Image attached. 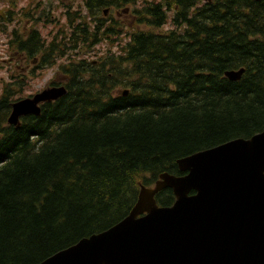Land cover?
<instances>
[{"label": "trees", "instance_id": "trees-1", "mask_svg": "<svg viewBox=\"0 0 264 264\" xmlns=\"http://www.w3.org/2000/svg\"><path fill=\"white\" fill-rule=\"evenodd\" d=\"M70 1L0 0L9 49L37 60L0 93V264L112 227L142 185L184 174L179 159L264 130V0ZM52 67L48 85L67 92L9 124L29 77Z\"/></svg>", "mask_w": 264, "mask_h": 264}, {"label": "water", "instance_id": "water-1", "mask_svg": "<svg viewBox=\"0 0 264 264\" xmlns=\"http://www.w3.org/2000/svg\"><path fill=\"white\" fill-rule=\"evenodd\" d=\"M244 72L225 75L238 80ZM66 92L58 86L17 100L9 123L39 115L42 103ZM178 165L185 174L164 172L154 186H141L123 220L39 264H264V130L185 156ZM166 188L176 196L171 206L156 200Z\"/></svg>", "mask_w": 264, "mask_h": 264}, {"label": "rangeland", "instance_id": "rangeland-1", "mask_svg": "<svg viewBox=\"0 0 264 264\" xmlns=\"http://www.w3.org/2000/svg\"><path fill=\"white\" fill-rule=\"evenodd\" d=\"M65 3H71L70 0H61ZM30 2V0H20V6H26ZM65 11V8L58 9V13L56 16H54L55 19L59 18L61 14ZM171 18V17H170ZM30 22L26 23V27L28 29L30 26H28ZM49 27H52L49 25ZM172 27V23H166L164 26H162L161 30L169 29ZM142 28H149V26L142 24ZM8 36L6 33H3L0 31V93L3 90L4 83L11 80L12 73L14 74V68L15 64H18L19 67L17 70L20 71V68L25 67L24 60L22 59V55L19 53H15L14 51H11L8 47ZM97 47L103 48L104 44L98 45ZM15 63V64H14ZM44 75L43 76H37L30 79V82L26 86V89L22 92L23 97H28L30 95H34L40 91L43 90L46 83L55 76L56 73V67L54 68H47L43 70ZM57 78L60 80L62 76L60 74H57ZM132 210V209H131Z\"/></svg>", "mask_w": 264, "mask_h": 264}, {"label": "flooded vegetation", "instance_id": "flooded-vegetation-1", "mask_svg": "<svg viewBox=\"0 0 264 264\" xmlns=\"http://www.w3.org/2000/svg\"><path fill=\"white\" fill-rule=\"evenodd\" d=\"M25 63V67L22 69L21 74L28 75L30 74L33 70H35V66L37 63V60H32L28 62L26 59L23 61ZM17 68L19 67L18 64H16Z\"/></svg>", "mask_w": 264, "mask_h": 264}]
</instances>
